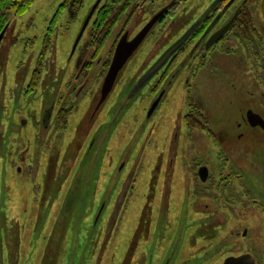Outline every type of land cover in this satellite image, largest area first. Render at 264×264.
Segmentation results:
<instances>
[{
  "label": "rangeland",
  "instance_id": "rangeland-1",
  "mask_svg": "<svg viewBox=\"0 0 264 264\" xmlns=\"http://www.w3.org/2000/svg\"><path fill=\"white\" fill-rule=\"evenodd\" d=\"M80 1L77 9L67 3L59 10L65 0H37L28 11L10 21L0 41V118L4 107L20 111L29 104L49 106L52 92L64 89L77 72L75 62L80 66L87 63L81 76L86 81V95L70 115L65 131H58L55 136L48 128L42 131L40 154L38 145L20 139L22 134L6 136V143L12 146L10 159L14 152L27 146L28 156L37 157V174L30 177L36 181L33 189L12 179L10 189H5L2 197L0 215L14 216V221L8 218L13 227L9 242L4 241V248H8L4 264H219L224 253H219L217 246L225 240L233 245L229 250L238 247L235 253L248 251L256 264H264V211L251 199L244 211L241 200H236L240 195L233 192V215L224 207L222 221L213 230L208 228L211 225L198 227L193 221V214H198L193 206L195 180L193 175L188 177L193 162L199 158L208 162L214 173L217 171L219 161L214 153L218 148L210 145L209 134L217 141L234 140L238 134L263 137L258 129L247 128L241 122L247 108H253L264 119V84L255 82L261 80L255 75L251 53L238 41V32L233 29L221 52L219 48L208 52L207 61L198 65L191 54L196 45L193 39L204 29L202 26L158 75L128 99L131 87L214 0L183 2L173 17H166L165 13L153 26L123 66L101 108L92 115L91 102L95 104L100 96L118 37L129 32L128 40L132 39L154 15L167 10L172 0H148L141 4L133 25L125 26V20L119 23L98 54L90 46L93 17L75 46L98 2ZM226 1L229 0H222L220 6L224 7ZM243 1L235 0L217 25L225 24ZM214 12L207 24L220 13ZM250 13L255 29L261 30L264 47V0L253 6ZM251 41L257 47V38L251 37ZM36 67L39 77L29 101H25L18 93L26 88ZM159 96L157 107L148 116ZM43 98L49 101L41 103ZM193 103L205 113L207 130L187 129L184 116L188 104ZM25 132L33 135L29 128ZM190 138L196 143L190 144ZM253 138H245L251 156L247 176L262 202L264 186L258 185L257 180L264 175L256 170L264 162V137ZM2 158L0 153V166ZM112 167L117 175L108 182ZM22 169L25 176V168ZM10 172L7 170L6 174L11 175ZM84 173L88 180L82 187ZM129 175L115 217L110 218L114 200L110 210L107 211L106 204L100 214L102 196L110 190V199L113 193L119 195ZM97 185L101 186L99 190ZM206 190L201 194L202 202L218 198L212 189ZM186 191L188 197L183 195ZM47 199H53V207L47 205L48 201L45 204ZM200 211H205L203 206ZM47 213L49 217L42 223L40 219ZM241 231L246 232L245 238L240 237ZM35 232L39 241L32 240L34 251L28 243ZM1 235L4 237L3 232ZM11 236L20 240L19 251L12 249L18 239Z\"/></svg>",
  "mask_w": 264,
  "mask_h": 264
},
{
  "label": "flooded vegetation",
  "instance_id": "flooded-vegetation-1",
  "mask_svg": "<svg viewBox=\"0 0 264 264\" xmlns=\"http://www.w3.org/2000/svg\"><path fill=\"white\" fill-rule=\"evenodd\" d=\"M222 8L223 6L218 7L215 10L214 14L216 15V13L221 12ZM238 13H239V10H236L233 16L225 24H222L220 26L217 25L218 22L216 21L217 22L216 23L215 22L216 19L214 20L213 18H211L208 24H207V21L205 22V20L207 18H210L211 15L203 21L202 26H204V29L200 33H198L196 37L193 39V44L195 43L196 45H194L195 51H193V53L191 54L192 58L195 57V59L198 60L197 61L198 65L201 64V62H206L208 54L211 51L216 50V48H219L218 51L221 52L222 46L223 45L225 46L226 43L228 42L227 36L233 31L232 25L228 29V31H226L218 40L211 42L209 46H208V41L211 40L213 35L221 31V29H223L225 25L232 18L235 19ZM219 20H221V18ZM208 28L210 29L206 34V31L208 30ZM236 31L238 32V30ZM257 31H259L260 34H258ZM255 32L256 34L253 36L251 35V37L257 38V47L255 46L253 47L252 41L250 42V40L243 41V37L239 34V32L238 34L240 36H239L238 41L241 43L242 46H244L247 49V51H249V53H251L250 56L254 60V62L252 63L254 64L255 75L257 76L259 80H261V81H255V82L264 84V52H263L264 47L261 45V43H263V38H261L262 36L261 30H256ZM127 33L129 36V32ZM122 36L123 34H121L118 37V40ZM261 39H262V42H261ZM231 47L232 46H230V48ZM187 56L190 57V52ZM75 66H76L77 72L67 82L64 89H61V90L55 89L52 92V96L51 98H49V100L51 101L49 106H46L45 103H42L43 101L45 102L49 101V100L47 101V99H44V98L41 100L42 106H40V108L36 107L35 104H29L27 107H25L23 110H20V111H15L12 108L4 107V104H2L4 107V110L2 111V115L0 118V153H2V156H3L2 166H0V205L1 206L3 205L4 198L2 199V197L4 196L5 189H10L11 187L10 180L14 179L15 182H17L16 184L18 185L22 184V185H27V186L29 185L33 189L36 181L30 179V177L32 175L37 174L34 168L37 157L33 155L34 158L36 159L35 160L34 158L31 159L28 156L27 146H25V148L21 149L20 151L14 152L13 159L12 160L10 159V155H12L13 153L11 150L12 146L9 147V144L6 143L7 141L6 136H8V134L9 135L12 134L16 136L17 134H22L20 139L26 138L27 141L30 142L31 144L38 145V151L40 154V151H41L40 139H41L42 131L44 129L48 128V132L51 131L50 133H53L54 136L56 135L58 131L61 132V131L66 130L70 115L72 114L73 111L74 112L76 111L75 108L77 107L78 103L86 95V91H85L86 81L84 80V76L82 78L81 76L84 74V71L86 70L87 63H84L83 65L80 66L78 65V62L76 61ZM202 67H204V65L198 66L197 68L199 69ZM37 68L38 67L34 69L36 70ZM76 69H74V71H76ZM34 75H37V76L34 78ZM37 77H39V72L31 73L27 79L28 83H27L26 88L24 87L20 91V93H18V94H21V98L25 99V101H29L30 99L29 95L32 94L31 91L33 90V85L35 84V80ZM15 86L18 87V84L17 85L15 84ZM1 95L3 96L2 93ZM35 96L36 94H34V97ZM100 96H101V89H100ZM100 96L95 100V104L94 102H91V105L93 106L92 115L94 114L95 110L96 111L99 110L102 106L103 102L100 103ZM37 99L38 98L35 97L34 101H36ZM0 103H2V100L0 101ZM54 107H56L55 110H54ZM37 108H38V111H37ZM248 110L254 112L255 114H258L263 119V116L260 113L256 112L253 108H247L246 111L243 113L245 117L242 116V120H241L242 124H244L247 128L258 129L264 137L263 128L259 126L257 127L250 126L248 119H247V113L249 112ZM187 119H188V122L190 123L200 124V122L202 121L206 122V115L203 112V110L199 108L197 105H194V103L193 105L188 104L187 112L184 116L185 125L187 129L192 132L193 130H197L198 128H194V129L188 128ZM237 125L239 127L241 126V124L239 123H237ZM28 128H29V131L31 130V132H33V135H29V132L28 133L25 132V130H27ZM208 136H209L210 145L214 149L218 148V150L215 151L214 153L215 160L218 159L219 161V166L217 168V171L216 173H214V171L210 170V165H208L209 163L199 158L197 161L193 162V165L191 166L193 168V171H191L188 174V177H190V175L191 176L193 175V179L195 180V184H194L195 198H194L193 206H194V212L200 214V215L193 214V217H194L193 221L197 222V224L199 225L198 227L200 226L206 227V226L211 225L208 228L213 230V228H215L214 225L222 221V213H221L223 212L222 208L224 207L229 208L228 209L230 212L229 215L230 216L233 215V207L230 206V200H233L236 198L235 196L232 195L233 192H236L240 195V198H236V200H241L240 204H243L242 209L244 211L248 208V206H246L245 204L250 199L254 201L253 203H255V205H257L258 208L264 211V201L261 202L259 200L260 197L256 189L251 187L250 185L251 182L249 181L250 178L248 179V176H247L248 174L247 162L251 156L249 155L250 153L247 152L248 146H247V143L245 142V138L250 139L253 137H248L249 135L238 134L234 140L228 139L229 140L228 141L224 139L223 141L221 140L217 141L213 136L211 137L210 134ZM263 137H258V138H263ZM258 138H253V139H258ZM190 139H191L190 144L193 145L196 143L194 139L192 138ZM15 160H17L19 163L16 164L14 162ZM261 164L262 166L260 168H257L256 171H260L262 175H264V162H261ZM22 167L25 168V174H24L25 176H23ZM111 169H112L110 173L111 176H109L108 182L110 181V178L115 179L117 175V173H115V168L112 167ZM7 170H11L10 172L11 175L6 174ZM87 180H88V176L86 173H84V182L82 183V187L86 185ZM128 180L130 181V175L128 176V178H126V181L119 195L116 196L117 192L115 194L113 193L110 199V196L112 193V190H110L102 196L101 200L104 202L101 203L102 208H101L100 214L103 208L106 206V204H108L107 211L110 210L111 202L114 200L115 204L113 207V216L110 218L112 220L113 217H115V213L119 211L120 203L122 202V199L127 190ZM257 183L260 186H264V178L258 179ZM71 185L73 184L71 183ZM113 187H114V184H113ZM205 187L208 189H212L213 193L215 195L216 194L218 195V198L214 197L210 201V203L202 202L201 194L203 191L207 192ZM100 188L101 186L99 185L96 186L97 190H99ZM237 188H239V190ZM224 192H226V194H224ZM220 193H223V194H220ZM183 195L188 197L189 195L188 191H186ZM15 200H16V196H15ZM46 201H48L49 203L47 204L48 206L53 207L54 205L53 199L45 200V204H46ZM188 206H190V204ZM202 206L205 209V211H200ZM40 213L42 214V212ZM203 213H207V214L202 215ZM256 213L257 215L259 213L260 216H263V214L259 211H256ZM100 214L98 216H100ZM229 215H228V218H229ZM43 216L45 218L40 219L42 223L44 222V220H46V218L48 219L49 213ZM8 218L11 219V221H14V216H9V215L1 216L0 215V264H4V261L6 259V252L8 248L7 249L4 248L5 247L4 241L9 242L8 234H10V227H13V225H11ZM110 223L111 221L109 222V224ZM245 231H241L240 237L245 238L244 237L246 235ZM2 232L4 234V237H2L1 235ZM238 234L239 232L236 231L235 238H238L237 237ZM30 235H31V232H30ZM11 237L12 239L15 238V241L16 239H18L17 237H14V236H11ZM37 238L38 237H37L36 232L33 233L32 236L29 237L28 247L31 250L32 249H34V251L36 250V247L31 246V242L32 240L39 241V239ZM19 245H20V240L18 239V242L15 243L12 249L19 251L20 250ZM231 246L233 245L230 243L229 240L221 241L220 244L217 246L218 248L221 249L219 253L220 252L224 253V256L221 258V261L219 264H223L227 258H239L241 256H251L254 259V264H256L255 258L252 256L250 252L245 251V252L235 253L238 247L232 250H229V247ZM225 247L228 248V250H224ZM65 250L66 248L64 247V251ZM52 255H53V252L51 253V256ZM70 260L71 261L73 260L72 255L70 257Z\"/></svg>",
  "mask_w": 264,
  "mask_h": 264
},
{
  "label": "water",
  "instance_id": "water-1",
  "mask_svg": "<svg viewBox=\"0 0 264 264\" xmlns=\"http://www.w3.org/2000/svg\"><path fill=\"white\" fill-rule=\"evenodd\" d=\"M101 1L102 0H98L94 8L92 9L91 13L89 14L87 20L85 21L83 29L81 30L77 38L75 46L80 39L81 33L84 31L86 25L88 24L90 18L93 16V13L95 12L96 8L98 7ZM221 1L222 0H214L206 8V10H204V12L185 30L184 33L162 52V54L158 57V59H156V61L146 70V72L140 77V79L134 84V86L131 87L127 96L128 99H132L134 96H136L140 92V90L143 89L146 86V84L158 74V72L168 63L169 59L199 29L203 21ZM232 2L233 0H230L228 2V4L224 7L222 12L220 13L219 17L224 13V11L227 10V8L232 4ZM165 11L166 10L163 9L162 11L157 13L150 21L147 22V24L132 39L130 40L127 39V33H124L123 36L119 39V41L116 44L114 54L111 63L109 65V68L107 70L106 76L103 79V83L101 86L100 103H102L107 98V96L109 95V93L111 92L114 86V83L116 81V78L120 70L126 64L128 59L132 56V54L136 51L139 45L143 42L145 36L148 34L150 29L161 19ZM217 19L215 20V22L217 21ZM232 21L233 19L230 20L225 25V27L221 29V31H219L218 33L212 36L211 40L208 41V46L211 44V42L218 40L229 29V27L232 24ZM6 28L7 26H5L0 32V41L6 31ZM209 29L210 28H208V30L206 31V34L209 31ZM75 46L73 47V51ZM160 99L161 96H159L153 102L151 108L149 109L148 116L151 115L154 109L157 107ZM247 119L251 126H260L261 128L264 129V121L261 119L259 115L254 114L252 111H249L247 113ZM223 264H254V260L251 256H241L239 258H227Z\"/></svg>",
  "mask_w": 264,
  "mask_h": 264
},
{
  "label": "trees",
  "instance_id": "trees-1",
  "mask_svg": "<svg viewBox=\"0 0 264 264\" xmlns=\"http://www.w3.org/2000/svg\"><path fill=\"white\" fill-rule=\"evenodd\" d=\"M36 1L37 0H0V32L5 26L8 27L13 18L28 11ZM146 1L148 0H103L101 2L95 10L91 26L90 46L93 48L94 54H98L101 51L116 26L123 20H125V26L133 25V19H135L140 5ZM185 1L187 0H172L167 7L166 17H173L180 5ZM259 1L260 0H244L238 9L239 13L234 19L232 29L238 30L239 34L243 37V41H249L251 35L253 36L256 34L250 10L253 6L258 4ZM67 3H71L76 9L81 5L80 0H65V4L62 5L59 10L65 7ZM40 59L41 55L39 56V60ZM38 65H41L40 61H38ZM34 72L38 73V68ZM36 76L37 75H34V78ZM187 125L190 129L198 128L200 130H207L205 121L200 122V124H193L188 122L187 119Z\"/></svg>",
  "mask_w": 264,
  "mask_h": 264
}]
</instances>
